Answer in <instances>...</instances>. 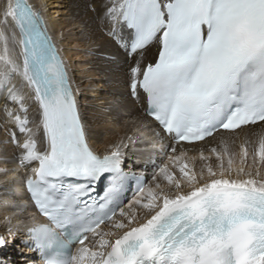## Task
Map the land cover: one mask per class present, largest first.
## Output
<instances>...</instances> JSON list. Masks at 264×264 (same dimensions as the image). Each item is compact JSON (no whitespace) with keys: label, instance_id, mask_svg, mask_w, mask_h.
<instances>
[{"label":"bare ground","instance_id":"6f19581e","mask_svg":"<svg viewBox=\"0 0 264 264\" xmlns=\"http://www.w3.org/2000/svg\"><path fill=\"white\" fill-rule=\"evenodd\" d=\"M27 1L63 56L90 146L125 173L145 178L134 201L77 247L74 264H99L112 243L201 194L236 187L264 192V120L187 144L174 142L148 116L145 96L133 95L131 81L156 61L161 44L157 38L130 53L133 34L120 19L126 0ZM13 7L14 0H0V264H36L38 255L25 242L41 219L25 182L47 142ZM73 41L84 47L86 61L74 58Z\"/></svg>","mask_w":264,"mask_h":264},{"label":"rangeland","instance_id":"374dc122","mask_svg":"<svg viewBox=\"0 0 264 264\" xmlns=\"http://www.w3.org/2000/svg\"><path fill=\"white\" fill-rule=\"evenodd\" d=\"M55 4V3H54ZM57 7V6H56ZM55 7V8H56ZM66 30H69V29H66ZM79 43H76V41L72 42V45H71V48H72V51L73 53H76L74 54V58H76V61L79 62V63H82L83 60L86 61V59H83L85 57L82 58V53L84 52V47L78 45ZM74 47V48H73ZM82 48V49H81ZM78 53V54H77ZM89 67L87 65H85L83 67V70H87ZM96 79V77L94 76H91L90 77V80H94ZM191 179H194V176H191ZM144 189L142 190H139L138 192H134L132 193L130 196H129V199L127 201V204H131L133 201H134V198L136 197L137 194L141 193Z\"/></svg>","mask_w":264,"mask_h":264}]
</instances>
